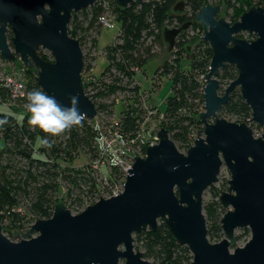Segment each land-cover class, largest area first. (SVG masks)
<instances>
[{
	"label": "water",
	"instance_id": "95a60500",
	"mask_svg": "<svg viewBox=\"0 0 264 264\" xmlns=\"http://www.w3.org/2000/svg\"><path fill=\"white\" fill-rule=\"evenodd\" d=\"M97 0H0V54L8 63L21 62L33 70L45 94L64 106L79 96L85 120L97 118L95 104L86 94L84 54L79 40L69 34L74 13ZM126 9L145 0H116ZM181 0L174 12H182ZM222 6H203L196 21L203 26L201 40L213 49L205 76L203 129L186 153L179 150L169 130L160 129L159 143L136 157L123 191L101 197L74 215L65 203L53 216L37 220L29 239L14 242L0 223V264H155L134 244L135 234L158 230L160 221L175 240L189 248L190 264H264V133L256 137L249 123L264 127V8L252 7L231 24L220 17ZM191 25L166 29L163 39L171 52L177 38ZM9 32L12 36L9 38ZM253 34L256 39L238 36ZM48 52L53 61L42 58ZM234 66L239 75L220 92L221 70ZM239 89L252 111L249 123L222 116L231 94ZM223 166L230 172L229 188L220 195L226 214L221 220L225 237L209 239L204 195L219 182ZM249 229L251 239L231 250L236 231ZM33 234H37L32 237ZM172 264V263H168Z\"/></svg>",
	"mask_w": 264,
	"mask_h": 264
},
{
	"label": "trees",
	"instance_id": "16d2710c",
	"mask_svg": "<svg viewBox=\"0 0 264 264\" xmlns=\"http://www.w3.org/2000/svg\"><path fill=\"white\" fill-rule=\"evenodd\" d=\"M230 1L232 3L228 5L224 19L231 24L238 22L241 15L254 6L264 8V0ZM178 2L145 0L142 4L135 3L123 9L116 0H97L94 6L73 14L69 34L79 40L82 50L89 45L90 49L99 50L98 37L103 27L99 21L101 16L111 13L118 21L119 32L115 43L102 50L107 59L104 73L101 78L89 82L84 77V87L98 114H104L110 120L116 116L114 99L117 96H128L136 106L133 109L122 106L121 116L105 126L95 125L88 119L58 136L45 134L38 128L33 131L27 123L31 113L25 107L26 95L21 100L11 101L10 91L0 88V105L10 110L0 113V119H7V123L0 127V143H4L0 144V223L7 228V232L15 229L23 231L39 219L51 218L59 203H65L71 211L79 214L87 206L95 204L105 190L113 194L112 184L124 183L126 176L120 167H112L107 175V185L99 179L103 176L93 170L101 153L100 139L110 130L117 131L129 147L138 150L133 141L142 133L150 107L146 108L149 94L143 89L138 73L162 50L165 28H179L186 23L191 25L177 38L170 52L171 58L159 66L156 73L170 76L173 82L161 127L169 130L179 150L187 152L194 144L203 129L199 116L205 109V76L213 58L211 46L201 40L204 29L196 17L203 6H221V0H191L187 3L185 14L174 12ZM11 36L9 32V38ZM238 37L249 41L256 39L249 33ZM187 44L193 45L192 55L183 65L181 55ZM41 56L47 61L54 59L47 52H41ZM0 60L6 62L1 54ZM95 63L93 56H84V69L92 72V76ZM23 68L28 72L24 79L25 94L32 90L43 91L35 80L34 71L25 66ZM238 75L237 69L231 65L221 70L218 76L220 92L223 93ZM4 103H11V106L6 107ZM17 109L25 111L22 121L15 115ZM222 116L236 123L251 120V108L239 89L231 94V100L223 107ZM45 139L51 147L45 146ZM145 152L146 148L142 153L145 155ZM81 154L87 158L88 164L77 168L71 166ZM228 188L227 184H215L208 189L209 199L204 202L208 235L213 243L225 237L221 220L226 210L221 205L220 195ZM112 194L109 193V196ZM134 244L145 259L155 264H190L193 260L189 248L175 240L164 221H160L156 232L147 230L135 234Z\"/></svg>",
	"mask_w": 264,
	"mask_h": 264
},
{
	"label": "rangeland",
	"instance_id": "374dc122",
	"mask_svg": "<svg viewBox=\"0 0 264 264\" xmlns=\"http://www.w3.org/2000/svg\"><path fill=\"white\" fill-rule=\"evenodd\" d=\"M181 0H179L180 2ZM185 3V8L187 6V3L191 0H183ZM253 1V0H252ZM178 2V3H179ZM177 3V4H178ZM232 1L230 0H221V6H222V11L220 13V17L225 18L226 14V9L229 4H231ZM179 14H185V10L182 12H176ZM167 29H174V28H167ZM166 30V28H165ZM119 32V26L115 28H107V27H102L99 33V40H98V49L99 50H92L90 49V45L83 50L84 56H93L96 58V63L94 66L93 70V75L92 72H86L85 69H83V80L85 77V80L87 82L94 80L95 78L99 79L101 78L102 74L104 73L106 66H107V59L102 53V50H105L109 46H111L113 43H115V37L117 36ZM163 47L160 53L157 55V57L153 58L149 64L141 71L138 73V78L141 80V84L143 86L144 90H147L149 97L146 98L147 105L146 108L149 106V111L147 112V119L144 124V128L147 130H153L156 132H159L160 129H162L161 124H162V114H164L166 110V102L167 99L170 97L171 92H172V78L167 75H158L156 73V70L159 66H161L165 61L169 60L170 57V51H169V45L165 41L163 42ZM185 51L182 53L181 58L183 65L190 59L192 55V47L193 45L187 44ZM189 47V48H188ZM48 53V52H47ZM23 64L21 62H16L14 65L12 64H7L5 66V69H7L10 72H18L21 71L22 73V79L24 78L26 80V74L28 73L26 69H23ZM26 67V66H25ZM28 68V67H27ZM26 73V74H25ZM85 82V81H84ZM147 94V95H148ZM114 102L116 103L115 105V110H116V116L114 118H107L104 114H98L97 118L93 119V123L95 125L105 126L108 122H112L114 119H118V117L121 116V109L122 106H126L129 109H133L132 107L134 106L135 108V102L133 99H130L128 96L125 95H119L117 96V99H114ZM10 110L5 108L4 106L0 105V113H8ZM25 111L17 109L15 111V115L18 118L19 121L23 120ZM227 119V118H226ZM229 120V119H228ZM231 122H235L234 120H229ZM249 123V122H248ZM257 126L256 124H251L249 123V126L251 129L254 131V134L256 137H261L264 133V127H255ZM254 126V127H253ZM157 130V131H156ZM200 130V129H199ZM3 143V142H1ZM0 143V144H1ZM4 144V143H3ZM181 151V150H180ZM183 153H186V151H181ZM134 154V152H132ZM139 156V155H138ZM144 157V156H141ZM88 164L87 158L81 154L78 158H76L72 163L71 166L73 167H83ZM106 174H109L107 172V168L104 169ZM100 181H102V177H99ZM231 179V175L229 170L227 169L226 166H223L221 174L219 176V184L220 186L227 184L229 186V180ZM216 184V185H217ZM123 183L122 181L115 182L112 184V189L114 192H120L123 190ZM104 188V186H102ZM107 187V186H106ZM109 193L112 194V192L109 190H105V192L102 194L105 197L109 195ZM209 199V194L208 190L206 191L204 195V202H206ZM74 215L78 214L77 212L71 211ZM31 226H29L27 229H24L23 231L19 230H10L11 232H7V228L3 226L4 230L3 233L12 241L14 242H20L22 240L29 239L27 237L28 230L30 229ZM249 232V233H248ZM16 235H20V237H17ZM37 234H33L32 237H35ZM251 239V232L249 229H239L236 231V241L233 243L231 250L234 251V249L238 247H243L246 245V243Z\"/></svg>",
	"mask_w": 264,
	"mask_h": 264
},
{
	"label": "built area",
	"instance_id": "2783aa9c",
	"mask_svg": "<svg viewBox=\"0 0 264 264\" xmlns=\"http://www.w3.org/2000/svg\"><path fill=\"white\" fill-rule=\"evenodd\" d=\"M100 23L103 27L115 28L118 26V21L115 15L111 13H106L101 16ZM169 28V27H168ZM171 28V27H170ZM7 62H1L0 60V88L8 89L11 93V101L21 100L25 97V81L22 79L21 71L10 72L5 69ZM24 69V68H23ZM6 107H10L11 103H4ZM157 131V130H156ZM135 146L138 148L137 151L133 150V147H129V144L123 140L122 135L115 131L110 130L106 135L100 139V157L94 163L93 170L96 174H101L103 176V182L105 185L109 184L107 175L104 171L107 168V172L110 173V170L113 166L120 167L124 172L125 176L127 175L128 170L132 167L134 159L136 157H141L145 155L142 153L143 150L149 148V146L157 145L159 143L158 132L155 133L153 130H147L143 127L142 133L138 136L136 140L133 141ZM134 152V154H132ZM139 155V156H138ZM136 156V157H135ZM126 179V178H125ZM125 183V181H124ZM123 183V184H124ZM113 188V187H112ZM124 189V185H123ZM123 191V190H122ZM120 191V193L122 192ZM119 192H114L112 195L105 197L110 198L112 196L118 195Z\"/></svg>",
	"mask_w": 264,
	"mask_h": 264
},
{
	"label": "clouds",
	"instance_id": "9594fccd",
	"mask_svg": "<svg viewBox=\"0 0 264 264\" xmlns=\"http://www.w3.org/2000/svg\"><path fill=\"white\" fill-rule=\"evenodd\" d=\"M25 95V107L31 113L27 123L33 131L38 128L45 134L58 136L80 125L85 118L86 114L79 109L78 95L70 97V106L61 105L54 96L40 90H32ZM6 123L7 119H0V127ZM43 143L51 147L47 139Z\"/></svg>",
	"mask_w": 264,
	"mask_h": 264
},
{
	"label": "flooded vegetation",
	"instance_id": "af4514ba",
	"mask_svg": "<svg viewBox=\"0 0 264 264\" xmlns=\"http://www.w3.org/2000/svg\"><path fill=\"white\" fill-rule=\"evenodd\" d=\"M186 8H184V10H185ZM250 34V33H249ZM251 35H253V34H251ZM240 38V37H239ZM242 39V38H241ZM254 40V39H253ZM251 124H254V123H251Z\"/></svg>",
	"mask_w": 264,
	"mask_h": 264
}]
</instances>
